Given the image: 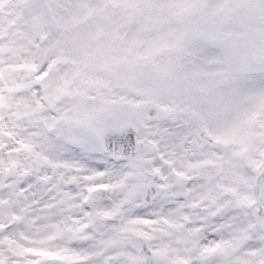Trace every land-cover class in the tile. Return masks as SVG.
<instances>
[{"label": "snow or ice", "instance_id": "obj_1", "mask_svg": "<svg viewBox=\"0 0 264 264\" xmlns=\"http://www.w3.org/2000/svg\"><path fill=\"white\" fill-rule=\"evenodd\" d=\"M0 264H264V0H0Z\"/></svg>", "mask_w": 264, "mask_h": 264}]
</instances>
